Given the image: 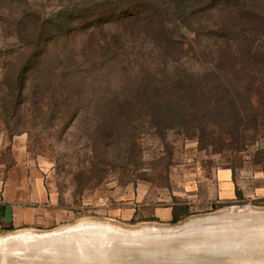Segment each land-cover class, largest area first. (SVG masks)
I'll list each match as a JSON object with an SVG mask.
<instances>
[{"label":"rangeland","instance_id":"obj_1","mask_svg":"<svg viewBox=\"0 0 264 264\" xmlns=\"http://www.w3.org/2000/svg\"><path fill=\"white\" fill-rule=\"evenodd\" d=\"M103 1L115 0L29 4L57 13L64 5ZM153 2L165 26L159 40L173 35L205 46L207 39L197 36L203 24L194 32L182 25L189 9L183 13L181 1ZM22 5L0 6V56L16 43L1 26ZM118 30L125 40L121 50L115 45L108 53L95 52L81 34L74 52L60 48L49 58L58 71L81 74L78 105L36 111L28 104V90L10 129L0 120V184L39 185L53 194L57 212L48 228L1 227L0 264H264V99L257 129L240 137L219 131L194 136L144 122L137 128L106 125L110 103L135 84V64L162 59L152 40L143 42L144 35L122 24L109 32ZM193 56L184 61L199 68ZM238 121L231 116L224 130L236 131ZM186 205L189 215L178 223L166 216L173 206ZM84 252L110 257L82 260Z\"/></svg>","mask_w":264,"mask_h":264},{"label":"trees","instance_id":"obj_2","mask_svg":"<svg viewBox=\"0 0 264 264\" xmlns=\"http://www.w3.org/2000/svg\"><path fill=\"white\" fill-rule=\"evenodd\" d=\"M17 1L22 10L12 19L7 16L1 26L2 33L16 41L2 48L0 56V120L7 129L20 118L28 90V104L36 111L78 105L85 83L81 74L58 71L49 58L60 48L74 52L81 34L95 52L108 53L115 45L120 49L123 33L109 32L115 24L144 35L143 42L152 40L162 59L135 64V84L110 103L103 118L106 125L137 128L144 122L194 136L220 132L226 137L257 129L264 99V0H179L183 13L189 9L182 25L194 32L203 24L197 36L207 39L205 46L173 35L159 40L165 26L153 0L64 5L57 13L34 10L29 0H0V6L10 9ZM189 54L199 68L184 61ZM231 116L239 119L236 131L224 130L230 129ZM188 215L187 205L173 206L171 222Z\"/></svg>","mask_w":264,"mask_h":264},{"label":"crops","instance_id":"obj_3","mask_svg":"<svg viewBox=\"0 0 264 264\" xmlns=\"http://www.w3.org/2000/svg\"><path fill=\"white\" fill-rule=\"evenodd\" d=\"M232 174L224 178L231 182ZM172 217L171 209L166 214ZM57 221L53 194L42 190L39 185L0 184V228L21 226L51 227Z\"/></svg>","mask_w":264,"mask_h":264},{"label":"bare ground","instance_id":"obj_4","mask_svg":"<svg viewBox=\"0 0 264 264\" xmlns=\"http://www.w3.org/2000/svg\"><path fill=\"white\" fill-rule=\"evenodd\" d=\"M211 220V219H210ZM215 220V219H214ZM190 224V223H189ZM203 224V223H202ZM187 226V225H186ZM191 227V226H190ZM183 228V227H182ZM152 229V228H151ZM185 229V228H184ZM187 229V228H186ZM143 230V229H142ZM150 230V229H149ZM148 230V231H149ZM138 231V230H137ZM140 231V230H139ZM160 231V230H159ZM159 231H157V232H159ZM175 231V230H174ZM178 231V230H177ZM151 232V231H150ZM163 232V231H162ZM171 232V231H170ZM173 232V231H172ZM130 233V232H129ZM136 233V232H135ZM149 233V232H148ZM160 233V232H159ZM175 233V232H174ZM25 234H27V232L25 233ZM31 234V233H30ZM155 234H157V233H155ZM23 235V234H22ZM133 235H134V233H133ZM46 236V235H45ZM35 237V236H34ZM24 238H25V236H24ZM33 238V237H32ZM40 238V237H39ZM7 239V238H6ZM29 239V238H28ZM40 239H43V238H40ZM18 240V239H17ZM33 240H35V239H33ZM58 255H60V254H58ZM90 255H92L91 257H90ZM103 256H106V257H110V255H102V254H99V255H97V254H91V253H87V255H86V253L84 252L82 255L80 254V257H82L81 259L82 260H86V259H95V258H97V257H103Z\"/></svg>","mask_w":264,"mask_h":264}]
</instances>
